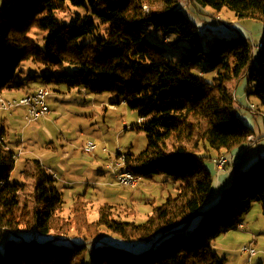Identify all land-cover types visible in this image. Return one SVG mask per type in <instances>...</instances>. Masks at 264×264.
<instances>
[{"label":"trees","instance_id":"obj_1","mask_svg":"<svg viewBox=\"0 0 264 264\" xmlns=\"http://www.w3.org/2000/svg\"><path fill=\"white\" fill-rule=\"evenodd\" d=\"M188 1L264 22V0ZM65 2L83 13L60 23L55 10ZM102 24L108 28L95 36ZM143 26L188 41L187 54L170 59L146 37ZM36 31L43 32V51L31 36ZM86 35L95 37L81 41ZM260 42L262 48L252 54L247 37H216L205 50L181 0H0V94L10 98L14 96H5L7 92L29 87L16 80L27 61L44 68L37 87L112 93L117 96L113 103L124 100L137 112L147 140L140 152L124 153L125 168L141 179L166 174L179 183L176 195L154 206L140 223L116 218L109 202L100 204L97 218L90 220L84 193L73 200L71 216H64L55 177L30 159L23 176L32 179L31 220L20 221L26 182L10 180L14 152L2 141L0 237L5 232L14 238L0 249V264H224L213 240L236 227L254 201L261 202L264 216V156L235 172L218 203L208 209L204 205L213 179L204 159L215 161L220 152L232 157L253 135L236 115V96L226 82H254V88H246L248 96L254 95L264 112V38ZM201 61L215 71L211 81L197 71ZM210 149L218 155H210ZM196 216L199 220L192 224ZM104 232L119 241L103 240ZM133 240L147 245L134 252L130 246L135 243L127 246Z\"/></svg>","mask_w":264,"mask_h":264},{"label":"rangeland","instance_id":"obj_2","mask_svg":"<svg viewBox=\"0 0 264 264\" xmlns=\"http://www.w3.org/2000/svg\"><path fill=\"white\" fill-rule=\"evenodd\" d=\"M181 3L184 5L185 15L195 25V31L201 37L205 50L216 37L240 34L249 38L252 49L264 38V22L260 20L239 17L226 7L216 11L209 6H193L188 0H181ZM77 11L83 13V10L65 2L55 10V16L60 23H64ZM107 28L108 24L100 25L95 36L103 35ZM143 28L146 37L162 47L170 59L176 60L187 54L186 49L190 46L188 41L180 40L174 33L165 35L149 26ZM36 32L38 34L31 36L43 51V32ZM95 36H83L81 41H90ZM66 69L72 71L73 67L67 66ZM21 70L24 73L16 80H23L29 87L18 92L32 90L34 86L39 85L40 73L44 71L42 66L27 61L21 64ZM197 71L203 72L207 81H211L216 74L206 61L199 63ZM30 77L32 79H29ZM226 85L235 92V113L251 127L254 141L248 140L247 146L235 150L232 157L230 153L220 152L219 156L229 157V162L223 169H218L214 160L204 159L213 179V189L210 199L204 205L205 209L218 203L223 189L232 183L235 172L245 169L264 156V119L261 114L263 108L258 99L250 95V102L255 104L260 113L258 110L254 112L249 109L245 96L247 86L252 89L255 83L240 79L227 81ZM47 88L51 90L47 99L49 113L38 120L28 121L22 107L11 110L0 108V126L4 125L6 129L4 134H0L8 149L17 154L10 180L26 182V190L21 195L20 221L31 220L32 179L30 174L27 178L23 176L27 160L30 159L40 161L55 177V182L62 191L64 204L61 214L64 216H71L73 200L78 194L84 193L83 197L87 201L85 210L90 220L97 218L100 204L109 202L113 205L112 212L116 218L140 223L148 218L154 206L160 205L168 196L176 195L179 183L173 182L166 174L156 175L151 179L137 178V185L133 187L120 184L113 172L106 167L111 161L120 162L118 152L138 153L146 147V136L144 131L139 129L136 111L122 101L112 103L114 108L109 107L108 103L117 98L109 92L91 93L81 88L68 89L64 85L52 84L47 85ZM88 142L96 145L94 150L85 149ZM209 154L213 157L218 155L213 149H210ZM235 163L239 165L236 166ZM120 166H116V172H121ZM199 217L193 218L192 224L197 223ZM241 221L243 228L234 227L213 240L215 251L225 259L224 264H264V216L261 202L254 201L241 215ZM104 233L103 240L110 238L114 241L118 238L108 232ZM11 238L14 237L5 232L1 233V250ZM132 243H135V246L130 248L134 252L141 251L147 245L145 241L133 240L127 243V246ZM242 245L253 246L256 254L249 259L247 253H240L239 248Z\"/></svg>","mask_w":264,"mask_h":264},{"label":"built area","instance_id":"obj_3","mask_svg":"<svg viewBox=\"0 0 264 264\" xmlns=\"http://www.w3.org/2000/svg\"><path fill=\"white\" fill-rule=\"evenodd\" d=\"M255 47H253L252 49V54H253V50H255L257 48V44L254 45ZM51 94V90L49 88H47L46 86H39L37 87L35 90H33L30 93H26L20 96H14V97H10V98H6L4 97L2 94L0 96V108L4 109V110H11L14 109L16 107H22L25 111V118L28 121H34V120H38L41 117H45L48 113H49V108H48V103H47V99ZM246 96V93H245ZM124 102V101H123ZM248 103V101H247ZM248 108L254 110L253 107L249 106L247 104ZM109 107H115L114 104H110ZM263 119H264V115ZM142 119L139 118V121H141ZM0 140L4 141L3 136L0 134ZM254 141V138L252 136V140ZM96 147V145L92 142H88L86 143L85 149H91L94 150ZM118 159L120 162H116L114 163L113 161H111L106 167L108 169H110L113 174L115 175L117 181L125 186H136L137 185V177H134L131 175L130 170L125 168V155L124 153L118 152ZM16 153H14V156L16 158ZM227 156L223 155V156H219L217 159H215L216 162V166L218 169H223L228 161ZM121 165V166H120ZM116 166H120L119 170H121V172H116L115 168ZM140 179V178H138ZM243 223L242 221L238 222L236 224V227L238 228H243ZM62 239V238H61ZM240 253L248 254V258L250 259L251 256L256 254V249L251 246V245H242L239 248Z\"/></svg>","mask_w":264,"mask_h":264},{"label":"bare ground","instance_id":"obj_4","mask_svg":"<svg viewBox=\"0 0 264 264\" xmlns=\"http://www.w3.org/2000/svg\"><path fill=\"white\" fill-rule=\"evenodd\" d=\"M261 48H262V43H261V42H258V43H257V48H256L255 50H253V54L255 53L256 50L261 49ZM200 74H202V72H200ZM247 88H248V87H247ZM0 96H1V94H0ZM246 99H247V101H248V105L251 106V107H253L254 110H255V112H256V110H258L257 112L260 113V110L255 106V104L252 103V102H250V100H249V96H248V89H246ZM123 101H124V100H122V102H123ZM113 108H114V107H113ZM261 114L264 115V112L262 111ZM248 140H249V141L252 140V135L249 136ZM0 142H2V140H0ZM86 150H87V151H92L91 149H86ZM221 156H223V155H221ZM13 157L15 158L14 154H13ZM130 173H131L132 176L139 178L138 176L134 175V173H133L131 170H130ZM50 237H51V238H55L54 235H51ZM57 238H58V239H61L62 237H61V236H57ZM118 241H119L118 239H115V240H114V242H118Z\"/></svg>","mask_w":264,"mask_h":264},{"label":"crops","instance_id":"obj_5","mask_svg":"<svg viewBox=\"0 0 264 264\" xmlns=\"http://www.w3.org/2000/svg\"><path fill=\"white\" fill-rule=\"evenodd\" d=\"M36 87H37V86H36ZM234 93H235V92H234ZM23 94H25V93H24V92L20 93V92H16V90H12V91L7 92L5 96H8V97H9V96H20V95H23ZM236 95H237V90H236ZM113 101H114V100H111L110 103H108V104L113 103ZM108 104H107V105H108ZM18 109H19V108H18ZM15 110H16V109H15ZM0 127H4V131L6 130L4 125H2V126H0ZM233 155H234V153H233ZM233 155H232V156H233ZM234 157H235V156H234ZM234 157H233V158H234ZM234 160H235V159H234ZM75 184L79 185L78 183H75ZM210 196H211V195H210ZM209 199H210V198H209Z\"/></svg>","mask_w":264,"mask_h":264}]
</instances>
